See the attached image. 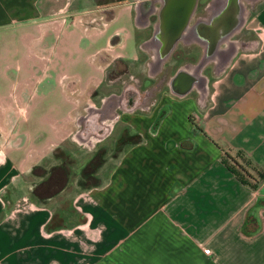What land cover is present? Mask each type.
<instances>
[{
	"label": "crops",
	"instance_id": "crops-1",
	"mask_svg": "<svg viewBox=\"0 0 264 264\" xmlns=\"http://www.w3.org/2000/svg\"><path fill=\"white\" fill-rule=\"evenodd\" d=\"M76 1L91 3L81 9L74 0L81 12L101 5ZM172 2L154 0L160 15L152 23L142 0L115 2L136 45L133 57L125 41L116 53L127 67L138 63L141 71L140 48L153 47L147 73L163 71L170 33L156 27L175 10ZM50 6L0 0V264H264V6L250 47L211 50L203 41L199 60L174 66L165 89L144 95L137 109L115 108L95 171L101 183L86 187L80 177L92 143L74 114L51 115L45 106L66 22L59 14L66 3L57 14ZM113 18L93 28L108 42L101 69L112 53ZM75 98L74 111L82 102ZM69 205L74 218L64 213Z\"/></svg>",
	"mask_w": 264,
	"mask_h": 264
},
{
	"label": "rangeland",
	"instance_id": "rangeland-1",
	"mask_svg": "<svg viewBox=\"0 0 264 264\" xmlns=\"http://www.w3.org/2000/svg\"><path fill=\"white\" fill-rule=\"evenodd\" d=\"M49 1L51 5V14H57L56 11L58 9L56 6L58 3H66V6L59 11V14L65 18L66 22L59 37V57L56 58L59 62L58 65L56 64L55 71L50 73L48 79L49 88L45 90L44 100H46L47 103L45 106H48L51 115L53 113L56 116L75 115L77 118V126L79 129L83 128L81 129V133L85 138H89L88 141L92 143L91 148H93L92 154L94 155L93 159L91 158L92 160L87 161L83 167L80 182L84 181L86 186L92 185L95 182L100 184L101 179L97 174L93 172H91L93 174L86 173L85 170L90 172L95 167V164L98 163L99 160L103 161L105 157L106 139L104 136L106 132L113 127L112 123L115 121L111 118L113 114L116 115V119L118 117L115 108H118V112L127 108H130V110H132V108L137 109L141 104L138 106L136 105L144 95H156L159 92V90H157L159 87L162 88V90L165 89L167 86L166 81L170 72L174 70V66L181 62H185L184 65L197 62L201 57L202 50L205 48L203 41L208 38L207 34H211L216 30L213 27L214 23L212 24L207 21L203 22V20L211 19L215 21V23L217 22L216 20H219L216 24L222 21L220 17L215 19L216 16H213V12L210 9V4L213 0H195L193 11L189 9L190 0H178L181 5L176 13L178 14L179 12L180 18H178L175 23L179 25L176 27L173 34H171V25L167 20V16L165 23L160 22V26L158 25L156 27L157 32L163 33L165 31L166 33L167 30V32L171 34L168 35L167 33L170 39H167V45H165L166 49L164 50L171 52L172 56L171 58L168 57L162 72H159L155 76H150L147 71H149L150 65L153 67L152 63H155L152 57L154 52L153 47H149V49L140 48L141 52L147 57L146 65L144 66L141 64V71L136 69L138 63L134 66L130 64V67H127L129 62L127 57L123 55L117 56L116 54L119 53V51L124 53L127 49L130 50L129 56L133 57L136 47L133 39L126 35L129 24L128 21H125V11L117 7V5L115 7L113 6L116 4L115 2L119 3L121 0H105L109 2V9L107 11H104L107 7L102 5L103 0H99L101 5L99 4L100 6H98V4H96L98 8L95 7L93 10L88 9L82 12L80 10L87 9V6L91 5V3H86L85 1L80 3L75 0V5H81V7H79L81 9H78L75 8L74 0ZM111 1L114 3H111ZM167 1L168 0H162L163 4L164 2L167 3ZM242 1L244 3L243 7L246 15L243 20L244 22L241 24L239 23L238 27L237 24L232 25L233 23H227L225 26H222L226 31H231L229 37L224 39L221 43L224 47L230 46L233 41L238 44L239 48L250 47L251 38L257 35L258 28L255 26V17L264 6V0ZM185 3H187L186 6L184 5ZM141 5L143 18L147 16L150 17L149 13L152 11L150 23L155 22L160 12L159 10L154 11V0H142ZM188 10H190V16ZM96 13L103 18L99 20H90L89 17L97 15ZM113 13L114 18L109 22V39L113 41L112 45H110L109 41V49H111L112 53H110L109 58H107L108 65H106L105 69H101L99 67V62L104 61L106 50L104 51L103 49L108 42L106 39L96 36L95 33H93V28L98 25H103L106 22V18L108 16L111 17ZM149 25L151 27L154 26L153 24ZM220 31L219 34L224 32L223 29ZM185 33H188V35L184 38L183 35ZM200 34L205 38L199 37L198 35ZM188 36L189 38H187ZM50 41H58L57 33L56 36L50 37ZM124 41L126 42V49L121 45ZM206 41L208 42V40ZM61 74H64L62 81H60ZM96 80L99 83V87L93 86L97 83L95 82ZM108 80H114L116 82L125 80V84L127 85L124 87H109L105 85V82ZM78 84L80 87H75ZM78 95L82 102L79 105V110L77 109L78 111H74L73 109H75L77 105L74 104L76 102L72 101L71 98L77 101L75 97ZM57 106L60 107V113L57 111ZM88 125H93L92 127H94V131L91 134L85 132ZM92 134H94V136ZM128 137V135H125L121 140ZM122 142L123 141L117 145V148H120ZM72 208L73 206L71 207V205H69L64 210V213L69 218L76 217L73 215L75 213Z\"/></svg>",
	"mask_w": 264,
	"mask_h": 264
},
{
	"label": "bare ground",
	"instance_id": "bare-ground-1",
	"mask_svg": "<svg viewBox=\"0 0 264 264\" xmlns=\"http://www.w3.org/2000/svg\"><path fill=\"white\" fill-rule=\"evenodd\" d=\"M180 1L178 0H173L172 2V6L173 9H171V15L170 12L166 15L167 16V20L169 22V24L171 25V32L173 34V32L175 31L176 27L179 25L178 23L176 24L175 21L180 18V14L177 12V9L179 10L180 7ZM185 6L187 5V3L184 4ZM244 3L242 0H213L212 3L210 4V9L213 12V16H216L215 19H218L219 17L221 18L220 23L216 24L219 20H216L217 22L215 23V21L211 20V19H205L203 20V22H211L212 24L214 23L213 27L214 29H216L214 32H212L211 34H207L208 38L206 40H208V42L206 40L205 41V45L209 47V49H217L221 47V43L224 39H226L227 37H229V35L231 34V31H226L225 28H223L222 26L226 25L227 23H233L238 24L244 22V18H245V9L243 7ZM189 9L191 11H193V8L195 6V0H190L189 2ZM190 10H188V14L190 16ZM187 14V16H188ZM171 16V18H170ZM189 18V17H188ZM214 19V20H215ZM231 25V26H232ZM236 27V28H237ZM223 29V33L219 34ZM202 30V29H201ZM226 32V33H225ZM217 33V34H216ZM188 35V33H185L183 35V37L185 38ZM201 38H205L203 37L201 34L198 35ZM189 38V36L187 37ZM235 46V42L233 41L231 47ZM210 50V51H211Z\"/></svg>",
	"mask_w": 264,
	"mask_h": 264
},
{
	"label": "trees",
	"instance_id": "trees-1",
	"mask_svg": "<svg viewBox=\"0 0 264 264\" xmlns=\"http://www.w3.org/2000/svg\"><path fill=\"white\" fill-rule=\"evenodd\" d=\"M100 163H101V161L99 160V162L95 164V167H94L90 172H89V171H86V170H85V172H86V173H90V174L95 173V171H96L97 167L100 165ZM87 169H88V168H87ZM91 172H93V173H91ZM90 174H89V175H90ZM81 185H82L83 187H86L84 181H81ZM93 185H98V183L95 182Z\"/></svg>",
	"mask_w": 264,
	"mask_h": 264
}]
</instances>
